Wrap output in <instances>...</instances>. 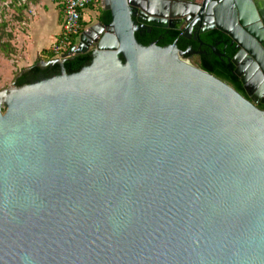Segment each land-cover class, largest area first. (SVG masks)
Listing matches in <instances>:
<instances>
[{"label": "water", "instance_id": "95a60500", "mask_svg": "<svg viewBox=\"0 0 264 264\" xmlns=\"http://www.w3.org/2000/svg\"><path fill=\"white\" fill-rule=\"evenodd\" d=\"M100 3L58 75L0 92V264H264V0ZM148 28L227 37L247 97Z\"/></svg>", "mask_w": 264, "mask_h": 264}, {"label": "crops", "instance_id": "0c3cea01", "mask_svg": "<svg viewBox=\"0 0 264 264\" xmlns=\"http://www.w3.org/2000/svg\"><path fill=\"white\" fill-rule=\"evenodd\" d=\"M162 1L184 5L190 0ZM25 2L27 3L25 4ZM5 7L7 10L12 9L14 11L17 22L13 24L3 20L8 25L6 33L9 37L11 36L10 40L4 39V42L9 41L11 45L9 52L18 64L12 77L13 81L16 73L31 68L37 64L39 59H42L41 61L45 63L51 62V48L61 32L64 15L62 7L58 4L57 0H0V22L2 18L6 19V15L4 14ZM99 7L103 9L100 2L82 12L81 21L82 25L86 26V29L85 15L89 14L91 26L100 22L101 11ZM28 10L32 12L31 15L28 14ZM94 10H97V14L93 13ZM161 11L165 12L166 10L163 8ZM179 11L181 12L182 10ZM174 12L176 13V11ZM44 52H47L45 56L43 55ZM0 56L4 55L0 54Z\"/></svg>", "mask_w": 264, "mask_h": 264}, {"label": "trees", "instance_id": "16d2710c", "mask_svg": "<svg viewBox=\"0 0 264 264\" xmlns=\"http://www.w3.org/2000/svg\"><path fill=\"white\" fill-rule=\"evenodd\" d=\"M93 6V5H92ZM101 14H100V21L104 20L105 24H109L111 22L110 14L107 11H104L101 7H99ZM7 23L4 22L3 20L0 22V53L3 54L5 57L10 58L11 53L9 52L11 45L9 44V41H5L4 39L7 38L8 40L11 39V36L9 37L8 34L6 33L7 31ZM86 29L85 25H82L81 21V28L78 32L77 35H75L72 39V44L69 48V50L77 44V41L81 35V33ZM167 33V35H166ZM180 33L177 31H165L163 29H153L151 30V33H148V31H143V32H138L136 34V40L137 42L144 46L148 47L153 43H157L159 47H167L179 37ZM161 41H158L159 38H163ZM222 38L223 36L220 33L217 32H211L210 35H207L206 38L212 39V38ZM205 38V39H206ZM186 47V44L183 46L179 45L178 48L182 51H184V48ZM68 50V51H69ZM48 52V51H47ZM44 52L43 55L45 56ZM52 56L50 57V60L53 61L55 60V56L51 54ZM211 58H207V63H201L198 65L199 68L211 73L212 75L216 76L217 78H220L221 80L226 81L233 87L235 86V82H237V78L233 76V66L231 64H225L220 61L216 56L210 55ZM42 59H39L37 61V64L41 61ZM91 61V51L85 53V54H76L67 59L64 63V68L68 73H76L80 71L85 65H87ZM35 64L31 67L30 71L28 73L22 74V72H18L14 76L13 83L17 87H23L27 84L30 83V79H37L38 75L40 73H46L48 69L41 70L38 65ZM54 72H59L60 67L58 65H54L52 67ZM235 88V87H234ZM239 92V91H238Z\"/></svg>", "mask_w": 264, "mask_h": 264}, {"label": "flooded vegetation", "instance_id": "af4514ba", "mask_svg": "<svg viewBox=\"0 0 264 264\" xmlns=\"http://www.w3.org/2000/svg\"><path fill=\"white\" fill-rule=\"evenodd\" d=\"M153 29H157V28H148L146 30L148 31V33H151V30ZM146 30H142L140 32H143ZM163 30L168 31V32L172 31V30H166V29H163ZM210 34L211 33L203 34L198 38L195 32L189 33L188 31H185L183 32L182 36L180 37L179 35V37L174 42H177V46L179 45L183 46L184 44H186L184 51L188 52L187 58L189 60H193L196 63V66H198L201 63H207L208 62L207 58H211L210 55L216 56L218 59H220L222 63L231 64L229 60H230L233 48L229 44H227L228 38L224 36L222 38L219 37L218 39L217 38H212V39L206 38L207 35H210ZM164 38L165 37L163 36V38H159L158 41H161ZM59 72H54L52 68H49V70L46 73H43V72L40 73L37 79L31 78L30 82L38 80L40 78H46V77L58 75ZM254 79H255V76L254 75L251 76L250 82L252 83L253 87L249 88V91H251L253 95H256L261 91V88H260L261 86L259 83H257V81H254ZM234 87L237 91H239L241 95L247 97L248 92L247 90H245V88L243 87L241 82L238 80V78H237V82H235ZM258 107L260 109H264V106L262 104H259Z\"/></svg>", "mask_w": 264, "mask_h": 264}, {"label": "built area", "instance_id": "2783aa9c", "mask_svg": "<svg viewBox=\"0 0 264 264\" xmlns=\"http://www.w3.org/2000/svg\"><path fill=\"white\" fill-rule=\"evenodd\" d=\"M101 0H57L62 7L63 22L58 39L51 48L55 60L68 52L72 39L81 28L82 12ZM32 13V12H30Z\"/></svg>", "mask_w": 264, "mask_h": 264}, {"label": "rangeland", "instance_id": "374dc122", "mask_svg": "<svg viewBox=\"0 0 264 264\" xmlns=\"http://www.w3.org/2000/svg\"><path fill=\"white\" fill-rule=\"evenodd\" d=\"M26 3L27 2H25V4ZM4 11H5L4 14L6 15V19L2 18V20H6L9 23L16 24L17 23L15 20L16 14L14 13V11L12 9L7 10L6 7H5ZM93 13L97 14V10H94ZM28 14L31 15L29 10H28ZM84 21L87 23V28L89 26L91 27L92 23H91V18L89 16V14L85 15ZM5 40H8V39L5 38ZM78 42H79V39L77 41V44H78ZM17 67H18V64L15 62V59H13L12 57L7 58L5 56H0V92L11 86V84L13 83L12 77H13Z\"/></svg>", "mask_w": 264, "mask_h": 264}]
</instances>
